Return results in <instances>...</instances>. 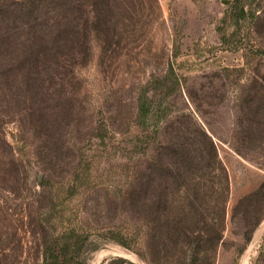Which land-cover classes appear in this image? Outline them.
<instances>
[{
    "label": "rangeland",
    "instance_id": "1",
    "mask_svg": "<svg viewBox=\"0 0 264 264\" xmlns=\"http://www.w3.org/2000/svg\"><path fill=\"white\" fill-rule=\"evenodd\" d=\"M104 10L107 35L90 32L64 82L44 88L39 111L0 129L15 158L7 186L10 240L19 239L3 262L38 263L36 213L51 197L64 200L83 161L89 177L54 221L59 234L70 222L82 228L79 262H188L191 250L165 241L181 229L166 226L171 213L158 212L161 159L139 143L143 130L134 125L141 87L172 68L178 86L160 139H194L201 128L227 176L224 203L213 185L196 197L208 207L203 217L176 213L191 234L221 226L219 243L196 250L197 264H264V0H108ZM92 11L88 1L89 25Z\"/></svg>",
    "mask_w": 264,
    "mask_h": 264
},
{
    "label": "trees",
    "instance_id": "2",
    "mask_svg": "<svg viewBox=\"0 0 264 264\" xmlns=\"http://www.w3.org/2000/svg\"><path fill=\"white\" fill-rule=\"evenodd\" d=\"M88 1L93 8L90 25L85 12ZM107 3L108 0H0V129L24 114L39 111L45 101L44 88L64 82L63 73L70 74L79 62L78 58L85 54L90 32L107 35L108 18H105L104 10ZM241 17H246L243 10ZM177 86L178 79L172 68H168L163 76H151L137 95L134 125L143 130L144 138L139 143L156 150V158L162 160L155 164L157 170L154 169L160 171L159 178L164 179V186L158 190L161 193L158 212L171 213L173 219L166 221V226L181 229L166 233L165 241L191 250L186 264H197L196 250L205 242L210 244L209 248L219 243L221 226L212 233L207 232L205 226L191 234L189 224L176 219V213L188 212L193 217L198 213L203 217L208 207L204 206L202 198L196 201L198 193L204 196L205 189L217 185L224 203L228 184L215 146L201 128L198 127L194 139H160V126L168 118L166 100ZM2 136L0 130V264H5V251L17 245L19 239L14 238V244L10 240L14 223L9 214L13 202L7 186L15 158ZM89 172V164L81 162L65 191L64 200L51 197L46 201L47 206L36 213L39 220V261L36 264H82L78 255L87 240L82 228L70 222L59 234L54 221L65 218L57 217L56 212L68 210L82 185V177L87 179ZM170 196L172 205L167 201ZM178 252L183 255L181 248ZM177 259L180 258L177 256ZM179 262L176 260V264H181Z\"/></svg>",
    "mask_w": 264,
    "mask_h": 264
}]
</instances>
